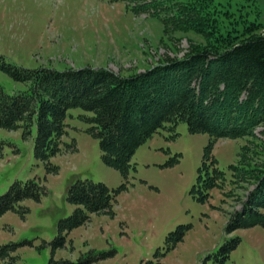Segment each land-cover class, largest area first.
Returning <instances> with one entry per match:
<instances>
[{
  "label": "rangeland",
  "instance_id": "obj_1",
  "mask_svg": "<svg viewBox=\"0 0 264 264\" xmlns=\"http://www.w3.org/2000/svg\"><path fill=\"white\" fill-rule=\"evenodd\" d=\"M213 3L219 8L218 32L242 34L252 21L264 31V0ZM207 43L208 37L191 29L135 15L119 0H0V54L26 68L89 66L130 76ZM0 84L8 93L26 87L3 72ZM92 116L80 108L68 110L62 140L74 139L75 151L62 144L50 158L56 172L46 171L34 155L35 126L27 139L20 129L0 128L5 141L0 195L15 180L36 178L46 187L39 201L19 202L28 208L24 215L7 211L0 216V245L29 241L14 253L25 264H47L50 258L76 261L92 250L111 254L90 264H264V226L225 229L254 186L257 171L247 172L264 160L259 134L264 125L257 126L255 136L225 138L191 133L185 122L173 128L166 124L138 146L124 175L104 162L99 138L88 131ZM212 156L224 177L219 187L204 189L199 175L212 173ZM75 178L115 189L123 183L124 188L112 215L90 214L85 224L66 233L63 247L53 249L57 220L76 208L65 198ZM205 191L209 194L201 199ZM233 238L237 245L216 260L220 247Z\"/></svg>",
  "mask_w": 264,
  "mask_h": 264
},
{
  "label": "trees",
  "instance_id": "obj_2",
  "mask_svg": "<svg viewBox=\"0 0 264 264\" xmlns=\"http://www.w3.org/2000/svg\"><path fill=\"white\" fill-rule=\"evenodd\" d=\"M116 1V0H113ZM133 14H147L164 24L191 29L208 37V43L192 48L180 59H168L141 73L119 76L94 67L51 69L26 68L0 54V72L25 89L8 93L0 84V128L18 130L23 139L31 136L34 155L48 172L57 165L50 158L65 148L75 151L74 139L65 143V122L70 108L92 113L88 129L99 138L104 162L124 175L131 166L135 150L159 129L173 128L185 122L191 133L207 132L215 137L255 136L264 125V31L252 21L242 34L218 32L219 8L213 0H119ZM85 115L79 116L82 118ZM264 142V129L259 131ZM260 139V138H257ZM5 141L0 140V156ZM246 146L242 147L245 151ZM264 150V146H262ZM260 154V153H257ZM255 167L254 186L246 194L240 209L230 215L226 231L254 225L264 226V160ZM212 173L201 172L204 189L220 186L224 172L211 159ZM205 162L203 165L205 167ZM233 168L236 166H232ZM201 170V168H200ZM124 188H109L100 181L75 178L67 187V202L76 205L73 212L57 220V235L52 248L66 243V233L85 224L93 213L112 215L118 193ZM46 187L40 179L15 180L0 195V216L7 211L24 215L28 208L18 205L24 199L39 201ZM200 192V190H199ZM208 192L200 196L204 199ZM238 243L233 238L220 247L223 260ZM29 241L0 245V264H25L14 255ZM111 253L90 251L76 261L50 258L47 264H90ZM220 260V261H221Z\"/></svg>",
  "mask_w": 264,
  "mask_h": 264
}]
</instances>
